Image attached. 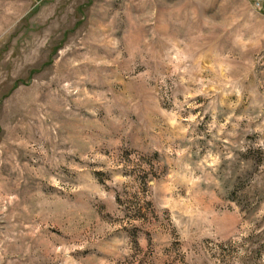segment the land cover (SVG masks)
<instances>
[{"label": "rangeland", "instance_id": "rangeland-1", "mask_svg": "<svg viewBox=\"0 0 264 264\" xmlns=\"http://www.w3.org/2000/svg\"><path fill=\"white\" fill-rule=\"evenodd\" d=\"M0 264H264V0H0Z\"/></svg>", "mask_w": 264, "mask_h": 264}]
</instances>
